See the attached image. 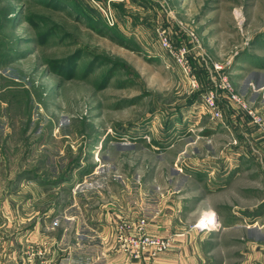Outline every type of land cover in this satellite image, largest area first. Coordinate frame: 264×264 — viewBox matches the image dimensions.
<instances>
[{
  "label": "rangeland",
  "instance_id": "374dc122",
  "mask_svg": "<svg viewBox=\"0 0 264 264\" xmlns=\"http://www.w3.org/2000/svg\"><path fill=\"white\" fill-rule=\"evenodd\" d=\"M71 1L98 26L67 1L0 0L3 191L55 209L80 248L86 225L115 234L150 195L264 214V130L235 100L264 119V0ZM212 90L221 121L203 111Z\"/></svg>",
  "mask_w": 264,
  "mask_h": 264
},
{
  "label": "crops",
  "instance_id": "0c3cea01",
  "mask_svg": "<svg viewBox=\"0 0 264 264\" xmlns=\"http://www.w3.org/2000/svg\"><path fill=\"white\" fill-rule=\"evenodd\" d=\"M259 138L264 140L263 135ZM199 201L194 190L136 198L129 218H147L150 234L176 237L172 248L154 262H136L118 252L111 226L86 225L79 231L81 238H87L80 248L70 242L67 227L58 232L51 223L55 209L34 210V200L21 199L19 193L7 194L0 187V264H264L263 213H253L250 218L248 212L214 210L219 229L200 233L191 230L206 210H201ZM111 213L107 212V220L118 217L115 211Z\"/></svg>",
  "mask_w": 264,
  "mask_h": 264
},
{
  "label": "built area",
  "instance_id": "2783aa9c",
  "mask_svg": "<svg viewBox=\"0 0 264 264\" xmlns=\"http://www.w3.org/2000/svg\"><path fill=\"white\" fill-rule=\"evenodd\" d=\"M99 6V5H97ZM103 18L106 24L109 27L114 26L115 20L111 13L103 10ZM165 47L169 48L168 43H165ZM187 51L184 50L179 53L181 59L180 64L184 67V71L191 73V68L186 60ZM218 70L222 68L216 67ZM193 78V86L198 87V82L195 76ZM217 94L214 90L209 91L203 101V108L205 114H209L213 120L221 121L223 117V113L221 112L219 106L217 105ZM236 102L243 107V109L248 113V115L255 120V122L264 130V119L258 116L256 111L251 110L247 106L243 105L242 101L235 97ZM150 226V222L147 218L141 217L138 219L134 218H121V220L116 223L114 226L115 231V241L117 244L118 252L124 254L129 260L142 262L148 259L151 262L157 260L160 255L169 251L176 237H167L163 238L157 235L150 234L148 229ZM220 223L218 222V216L215 212H208L195 224L191 227V230H196L200 233L214 231L219 229ZM43 264H52L50 262H44Z\"/></svg>",
  "mask_w": 264,
  "mask_h": 264
},
{
  "label": "trees",
  "instance_id": "16d2710c",
  "mask_svg": "<svg viewBox=\"0 0 264 264\" xmlns=\"http://www.w3.org/2000/svg\"><path fill=\"white\" fill-rule=\"evenodd\" d=\"M39 1H44V3L45 2H48L47 4H49V5H64L63 4V2H66L67 1V5H69L68 7H70V6H74V10H76L77 11V14L79 15V16H81V17H85L87 20H89V22H90V24L91 25H93L94 26V28H96V26H98V24L96 23V21H94V20H92V19H90L89 17H87L88 15L84 12V11H82L81 10V8H79L77 5V3H73L71 0H39ZM77 8V9H76ZM71 9V8H70ZM73 9V8H72ZM101 22L104 24V26L102 27V28H106L107 30L108 29H110V27L106 24V22H105V20H104V18H103V16H101ZM98 28V27H97ZM78 57H80V56H75V57H73V58H71V61H69L70 63L73 61V60H75L76 58H78ZM65 63V65L62 67V71H58V73H60V74H63V72L66 70V68H67V64H68V62H64ZM64 70V71H63ZM62 72V73H61ZM69 73V72H68ZM67 76H69V78H73L75 75H70V74H66Z\"/></svg>",
  "mask_w": 264,
  "mask_h": 264
}]
</instances>
